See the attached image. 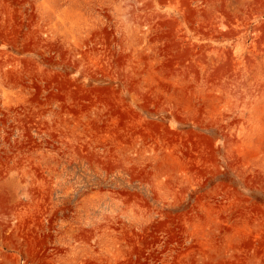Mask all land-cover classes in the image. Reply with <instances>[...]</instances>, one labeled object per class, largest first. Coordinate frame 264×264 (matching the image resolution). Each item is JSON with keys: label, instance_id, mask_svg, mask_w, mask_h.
I'll return each mask as SVG.
<instances>
[{"label": "rangeland", "instance_id": "rangeland-1", "mask_svg": "<svg viewBox=\"0 0 264 264\" xmlns=\"http://www.w3.org/2000/svg\"><path fill=\"white\" fill-rule=\"evenodd\" d=\"M0 264H264V0H0Z\"/></svg>", "mask_w": 264, "mask_h": 264}]
</instances>
